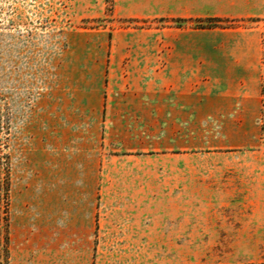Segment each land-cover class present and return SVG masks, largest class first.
Masks as SVG:
<instances>
[{
  "label": "rangeland",
  "instance_id": "1",
  "mask_svg": "<svg viewBox=\"0 0 264 264\" xmlns=\"http://www.w3.org/2000/svg\"><path fill=\"white\" fill-rule=\"evenodd\" d=\"M186 1L0 0L9 264H264V144L209 148L218 132L182 116L109 107L138 92L113 46L262 20L172 16Z\"/></svg>",
  "mask_w": 264,
  "mask_h": 264
},
{
  "label": "crops",
  "instance_id": "2",
  "mask_svg": "<svg viewBox=\"0 0 264 264\" xmlns=\"http://www.w3.org/2000/svg\"><path fill=\"white\" fill-rule=\"evenodd\" d=\"M185 3L172 16L262 20L233 32L173 29L168 42L143 39L113 46V72L123 75L127 61L125 73L137 80L132 89L138 92L123 96L126 104L110 100L109 107L114 114L182 116L187 130L218 132L206 139L201 134L205 147H259L264 144V15L249 1ZM207 36L215 41H206Z\"/></svg>",
  "mask_w": 264,
  "mask_h": 264
},
{
  "label": "trees",
  "instance_id": "3",
  "mask_svg": "<svg viewBox=\"0 0 264 264\" xmlns=\"http://www.w3.org/2000/svg\"><path fill=\"white\" fill-rule=\"evenodd\" d=\"M185 21V20H180ZM211 25L220 20H206ZM179 22V21H177ZM8 145L0 139V264H9V223H10V192L12 186L11 156L7 152Z\"/></svg>",
  "mask_w": 264,
  "mask_h": 264
}]
</instances>
